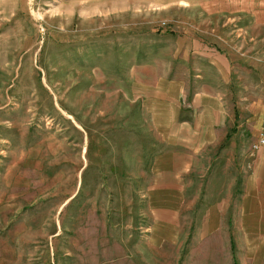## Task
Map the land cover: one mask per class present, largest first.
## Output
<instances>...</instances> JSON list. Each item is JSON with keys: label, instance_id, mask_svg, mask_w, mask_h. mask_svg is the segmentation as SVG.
<instances>
[{"label": "rangeland", "instance_id": "rangeland-1", "mask_svg": "<svg viewBox=\"0 0 264 264\" xmlns=\"http://www.w3.org/2000/svg\"><path fill=\"white\" fill-rule=\"evenodd\" d=\"M258 100L264 0H0V264H264Z\"/></svg>", "mask_w": 264, "mask_h": 264}, {"label": "crops", "instance_id": "crops-1", "mask_svg": "<svg viewBox=\"0 0 264 264\" xmlns=\"http://www.w3.org/2000/svg\"><path fill=\"white\" fill-rule=\"evenodd\" d=\"M258 102L260 104H262L261 106L263 107L261 109V111L259 112V118H260V121H259V127L262 126L263 122H264V102L262 100H258ZM258 118V116H257ZM256 162H258V166L259 167H262V171L261 173L258 175L257 177V181L260 185V190H262L264 192V146H260L258 149H257V152H256Z\"/></svg>", "mask_w": 264, "mask_h": 264}, {"label": "built area", "instance_id": "built-area-1", "mask_svg": "<svg viewBox=\"0 0 264 264\" xmlns=\"http://www.w3.org/2000/svg\"><path fill=\"white\" fill-rule=\"evenodd\" d=\"M259 143L261 145H264V122L261 126V132H260V139H259Z\"/></svg>", "mask_w": 264, "mask_h": 264}]
</instances>
